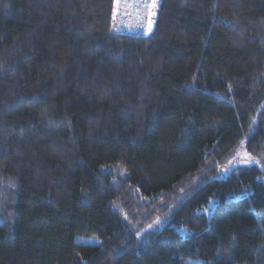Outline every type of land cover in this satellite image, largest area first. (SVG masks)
I'll return each instance as SVG.
<instances>
[{
  "label": "trees",
  "instance_id": "16d2710c",
  "mask_svg": "<svg viewBox=\"0 0 264 264\" xmlns=\"http://www.w3.org/2000/svg\"><path fill=\"white\" fill-rule=\"evenodd\" d=\"M112 8L0 0V264H264V0Z\"/></svg>",
  "mask_w": 264,
  "mask_h": 264
},
{
  "label": "built area",
  "instance_id": "2783aa9c",
  "mask_svg": "<svg viewBox=\"0 0 264 264\" xmlns=\"http://www.w3.org/2000/svg\"><path fill=\"white\" fill-rule=\"evenodd\" d=\"M116 2L117 0H113V8ZM152 2L153 0H120L115 20L113 19L112 8V22L114 31L118 34L138 37H145L150 34L154 27V20L158 10L159 0H155V7L149 10H145L142 5L145 3L151 4ZM125 3L131 4L133 6L125 8ZM149 11L154 14L149 16Z\"/></svg>",
  "mask_w": 264,
  "mask_h": 264
},
{
  "label": "rangeland",
  "instance_id": "374dc122",
  "mask_svg": "<svg viewBox=\"0 0 264 264\" xmlns=\"http://www.w3.org/2000/svg\"><path fill=\"white\" fill-rule=\"evenodd\" d=\"M250 165H257V160L247 155L242 145H240L234 149L233 154L229 157L227 162L220 168L218 176L225 177L232 169ZM178 232L181 234H185V230L181 228L178 229ZM78 240L85 243L97 244V241L91 238Z\"/></svg>",
  "mask_w": 264,
  "mask_h": 264
},
{
  "label": "snow or ice",
  "instance_id": "6c2138e0",
  "mask_svg": "<svg viewBox=\"0 0 264 264\" xmlns=\"http://www.w3.org/2000/svg\"><path fill=\"white\" fill-rule=\"evenodd\" d=\"M119 4H120V0H117L116 4L114 5V8H113V19L115 20L116 19V16H117V11H118V8H119ZM133 5L131 4H128V3H125L124 4V7L125 8H129V7H132ZM142 7L145 9V10H149L151 8H154L155 7V0H153V2L151 4H143ZM154 13L150 12L149 11V16L153 15ZM139 18V17H138ZM149 27H150V24H149Z\"/></svg>",
  "mask_w": 264,
  "mask_h": 264
}]
</instances>
